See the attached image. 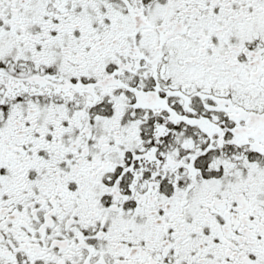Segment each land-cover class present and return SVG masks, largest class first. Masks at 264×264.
<instances>
[{"label":"snow or ice","instance_id":"snow-or-ice-1","mask_svg":"<svg viewBox=\"0 0 264 264\" xmlns=\"http://www.w3.org/2000/svg\"><path fill=\"white\" fill-rule=\"evenodd\" d=\"M0 264H264V0H0Z\"/></svg>","mask_w":264,"mask_h":264}]
</instances>
